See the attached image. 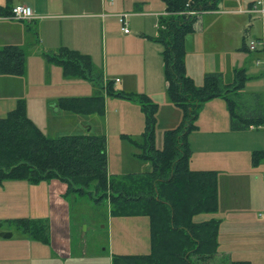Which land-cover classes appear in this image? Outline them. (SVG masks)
<instances>
[{"label":"rangeland","instance_id":"1","mask_svg":"<svg viewBox=\"0 0 264 264\" xmlns=\"http://www.w3.org/2000/svg\"><path fill=\"white\" fill-rule=\"evenodd\" d=\"M250 1L252 0H221L218 4L219 9H238L236 13L227 15L229 24L223 25L226 15L218 17V14H211L205 20V23L210 22V24L205 30L206 34L203 33L202 39L200 31L190 33L198 36L196 41L194 39V46L200 50L199 54L191 55L197 66L191 67L188 73L197 85H203L206 77L205 72L198 68L200 66L205 69L219 66L225 72L227 83H232L235 80V71H232L233 68L230 69L232 64L237 65L235 69L245 68L248 77L244 89L247 90L253 89V87H249L251 80H260L263 76V73L261 74L264 72V54L261 53L263 44L258 43L257 49L261 51H255L257 49H251L247 45L249 46L252 38L262 40L264 17L250 14L247 9H242L247 8ZM95 2L97 3V0H94L92 5L89 3L87 9L96 7ZM133 2L134 0H122V5L125 8L132 7ZM157 2L164 3L163 0ZM81 6L78 4L75 9H71L80 13L84 11ZM83 16L78 19V22L85 23L88 20L87 15ZM108 21L110 24L109 22V25L106 24L107 33L106 31H104V35L102 32L100 33L99 48L92 58L94 73L103 74L105 78L119 75L123 81L122 84L115 87L118 92L123 91L130 76L129 70L133 71L137 86L132 88V91L144 92L149 96L151 95L147 91H152V93L154 91L157 100L152 96L151 98L160 104V108L161 104H168L164 108L163 115L158 114L156 125V145L162 147L165 129L177 126L182 119V110L171 102L165 87L163 44L147 36L146 38H149L150 41H147L146 45L140 46V49L136 51L135 42L132 41L131 44L128 42L129 35L121 28L118 18L110 17ZM250 22H254L253 26ZM59 23H62L65 36L73 22L70 23V19L66 17L58 19L55 22L56 28L59 27ZM250 26L252 32L245 42L243 37ZM32 27L35 33L31 43L28 46H23L26 53V73L19 75V78L23 79L29 88L25 93L28 99H24V101L26 106L28 104L34 117L33 120L38 126L47 134L57 136L58 133H77L88 125L87 128L91 130V133L105 136L109 172L117 179H122L127 173H140L152 169L149 161L150 165L147 166V160L139 157L138 153L142 152V149L135 143V140L144 141L143 133L146 125V114L138 100L128 101L123 97L107 93L102 88L105 95L106 110L104 114L79 113L61 107L59 111H55L51 105L58 102L60 98L94 95L99 84L96 85L92 80L81 76L66 75L62 65L49 61L44 53L53 51L43 49L41 36H38L35 30V22ZM47 27L49 26L47 25ZM129 28L132 30L131 35L136 33L143 36L145 33L156 36L159 32V27L153 20L141 21L132 15L129 16ZM227 33L233 38L234 43L230 44L229 41H226ZM103 36L106 43L105 53L103 51ZM214 40H218L215 45L212 43ZM105 62L108 70L105 69ZM210 62L211 66H209ZM99 81L102 85L103 79L101 78ZM255 84L260 85L261 82ZM244 92L243 99L239 98V101L247 100ZM253 98L255 100L252 102L257 104L256 107H264V95L261 90H258ZM125 102H135L137 107H125L122 105ZM0 104H4V101H0ZM241 104L236 106V110L239 112H242L243 109ZM222 107L226 111L228 110L226 99L223 96L208 99L200 107L199 115L195 121L198 128L191 131L189 136L194 151L192 156L194 167L220 168L219 163L215 164V157H217L215 149L218 143L231 146L234 142L231 130H224L220 118V108ZM127 110L128 112L125 114ZM257 128L256 126L255 129L236 133V141L244 148L245 159L253 160L255 151L264 150V129ZM259 158L264 159V155L260 154ZM223 174L228 176L226 171L220 170L219 184ZM260 179L262 182L264 181V172H261ZM262 182L260 183L264 184ZM49 183L48 180L33 183L23 179H9L3 185L0 184V194L3 193L7 197V200L6 198L3 200L4 203L0 202V264H19L20 261L23 263L26 260L29 262L28 264H113L114 254L146 253L150 250L151 241L147 216L113 214L111 203L108 200L97 202L89 194L73 192L67 196L64 194V196H60L66 201L65 207L64 201H61L56 194L53 195V198L51 197L52 185ZM226 191L228 190L226 189ZM247 193L248 190L245 187H234L230 194L226 192L223 194L221 191V197L223 198L224 195L225 199H228V203L231 204L238 199L240 201L247 200L251 194L245 196ZM254 204L248 207L249 219L246 223L233 219L234 212L231 213L229 223L235 222V225L234 228H231L230 224L227 229V223L223 227L226 235L224 240L220 239L219 251L229 250L224 253L231 259H250L252 264H264V193L261 196V202ZM52 209H55L59 215L63 213L67 219V229L74 247L71 260L67 257H58L49 244L33 238L18 227L16 222V218L28 217L37 218L43 224L49 222L50 225ZM233 209L236 211V208ZM216 212H201L195 216V219L204 220L213 216L217 217ZM219 212L218 215L221 214ZM60 217L62 216L58 218ZM226 222L228 220L225 219ZM2 232H12L13 235L6 238L1 235ZM219 238H221V234H219ZM209 263L229 264V260L218 257L216 254L209 260Z\"/></svg>","mask_w":264,"mask_h":264},{"label":"trees","instance_id":"2","mask_svg":"<svg viewBox=\"0 0 264 264\" xmlns=\"http://www.w3.org/2000/svg\"><path fill=\"white\" fill-rule=\"evenodd\" d=\"M167 14L159 18V32L150 36L163 44L164 75L171 102L182 110L180 123L164 131V144L156 145L160 104L147 93L115 90V81L106 86L94 73L91 55L67 46L44 53L63 66L64 73L81 76L99 84L107 93L138 100L146 114L144 141L135 140L149 159L152 169L127 173L117 179L108 171L107 142L103 135L85 132L51 136L28 115L24 100L0 117V184L9 179L33 183L56 178L68 184L71 192L89 194L97 202L108 200L112 213L122 216L145 215L149 219L151 247L146 253L113 255V264H210L219 251L220 219L196 220L201 212H216L220 207L219 171L193 169L190 133L202 103L216 96L226 99L233 130H243L264 123V107L242 98L247 74L235 69V80L227 83L223 72H208L203 85H197L186 67V37L203 29L202 13L219 9L221 0H163ZM12 5L0 6V15H10ZM26 53L18 45L0 49V72L23 75ZM103 82V81H102ZM256 94V93H255ZM235 96V97H233ZM243 99V98H242ZM242 103V112L236 106ZM61 108L79 113L104 114L105 95L62 97ZM264 150L255 151L254 161ZM63 195V196H64ZM18 227L33 238L50 244L49 222L37 218H16ZM229 264H252L248 259H231Z\"/></svg>","mask_w":264,"mask_h":264},{"label":"crops","instance_id":"3","mask_svg":"<svg viewBox=\"0 0 264 264\" xmlns=\"http://www.w3.org/2000/svg\"><path fill=\"white\" fill-rule=\"evenodd\" d=\"M157 1L159 0H134L132 7L125 8L122 5V0H97V3L95 2L96 7L87 9L88 8L87 5H89V3L90 5H92L94 3V0H0V6H4V7L8 5L14 6L16 4H26L33 9L36 15V17L32 19H16V18L10 17L9 15H0V49L1 47L7 44L18 45L22 48L24 45L28 46L31 43L33 34L35 33L32 27L33 22H35L36 23L35 30L37 32V35L41 36V43L43 44L42 45L43 49H47L49 51H57L61 47L67 46L70 48L78 49L84 53H87L91 55V57L93 58V56H95L99 48L98 41H99L100 33L102 32L103 35H104V31H106L107 33L106 24L107 25L110 24V21H108L110 17H117L119 20L120 13L128 12L130 13L129 16L132 15L133 17H136L140 19L141 21L151 19L158 26L159 18L162 15H166L168 12L166 10L165 2L163 3V2H157ZM256 1L257 0L250 1L249 6L247 8L244 7L242 9L244 10L250 9L253 3ZM78 4L82 5L81 7H83L84 9L83 12L78 13L74 11V9L77 7ZM71 8H74V9L72 10ZM237 10L238 9H216V10L203 12L202 13V21L204 24L203 29L200 32L198 31L200 33V38L202 39L204 34H206L205 30H207V27H209L208 24H210V22L205 23L207 16L211 14H215V15L218 14V17H221V15L224 14L226 16H225V22L223 23V25H227L229 24L228 22L229 18L227 15L234 14L237 12ZM250 14L261 15L264 17V14H260V13L259 14L250 13ZM83 15H87L86 17L88 18V20H86L85 23L78 22L79 18L84 17ZM64 17H66L67 19H70V23L71 21L73 22L72 26H69V32L65 36L63 35L62 23H59L58 28H56L55 26V22H57L58 19H62ZM250 24L251 26H253L254 22H250ZM47 25L49 27H47ZM251 26L247 29L246 35L243 37L245 42H246V39H248V36L252 32ZM131 32L132 30H130L129 32H126L129 35V41L128 40L127 41L130 44L132 43V41L135 42L134 48L136 49V51L140 49V46H144L148 43L147 41H150L149 38H146L147 36L149 37L153 36V35H148L145 33H143L144 34L143 36L136 34V33L131 35ZM111 34H112V31H111ZM263 35H264V28H263ZM196 37L198 36H196L195 34H190V33H188L186 37V49H187L186 67H187L188 73L190 72L191 67L195 68L197 66L196 61H194V58H191V55L193 53H196V55L200 53V50L194 46V39L196 41L197 39ZM262 37H263L262 39L264 40V36ZM225 38H226V41L230 42V44L234 43L233 38L229 36L228 33L226 34ZM204 40L206 41V39ZM209 40H211V38H209ZM217 41L218 40H214V42L212 43L215 45L216 43H218ZM128 42L126 45L127 48H128ZM103 51L104 53L106 52V43H105L104 36H103ZM255 51H261V50L257 49ZM261 53L264 54V45H263V49ZM104 66H105V69L108 70L106 62L104 63ZM209 66H211V62L209 63ZM236 66L237 65L232 64L230 69L233 68L232 71H234ZM198 68L201 69L202 72H205V75L208 72L220 71V72H223L224 77H225V72L222 69H220L219 66L217 65L215 68L209 67V69L208 68L205 69V67H202V66ZM232 71L230 72L232 73ZM128 73L130 75L129 79L127 80V82L125 83L123 87V91H126V92L132 91L133 90L132 88H136L135 86H137V84L135 83L136 76H133V71L131 72L129 70ZM262 73H263V76L261 77L260 80L255 81V79H253L251 80V82H249L250 84L248 83L249 87H253V89L243 90V92L245 91L244 92L245 97L247 98L248 101H250L255 96V93L258 90H261L264 95V72H261V74ZM228 74L230 75V73ZM20 76L16 74H4L0 72V101H4V104H0V117L5 116L10 110L14 109L18 105L20 100L28 99L25 93L28 92L29 88L28 86L25 85L24 80L19 78ZM116 77L120 78L119 75H116L115 77H110V78L104 77L103 86H106L109 80H114ZM122 81L123 79L120 78L119 82H115V87L122 84ZM165 82H166L165 87L167 88L166 78H165ZM256 82H261V84L256 85L255 84ZM98 91H102V89L99 86L96 89L95 94ZM147 92L153 98L156 99L155 97L156 93L154 91L153 93L152 91H147ZM124 99H127V98H124ZM127 100L131 101L132 99H127ZM122 105H125V107H129V108L137 107V104H135V102L134 103L125 102V104L122 103ZM167 105L168 104L166 105L161 104V108L159 110L160 112L158 113L159 115H163L164 108ZM51 106L55 109V111L60 110V107L57 101L55 103H52ZM220 110H221L220 118L222 120V124L224 125V128H225L224 130H227V129L231 130L232 141H234L231 144V146L222 145L221 143H218L217 148L215 149V153L217 155V157H215V164L219 163L221 167L220 168L194 167L192 165L193 158H191V167L193 169H216L219 171L220 170L226 171L228 174V176H225L223 174L222 180L220 181V184H219L220 207L218 211L216 212L217 217H214V216L211 217V218L220 219V224L222 225V231L219 232V234H221V238H219V243H220V239L224 240L225 235H226V233L223 230V227L228 223L227 229H229L230 224H231V228H234L235 222L229 223L231 213L234 212L233 219L242 220L241 222L246 223V221L249 219V216H248L249 205L261 202V196L264 193V184L260 183L262 182L260 179V174L261 172H264V159L259 158L258 160H255V161L254 159L253 160L245 159L244 153H243L244 148L236 141V135H237L236 133L244 132V130H247V129H255L256 126H252V127H249L243 130H233L230 125L231 122H230L229 111L228 110L226 111V109L223 107L220 108ZM27 112H28V115L33 119L34 117L31 113L30 108H28V104H27ZM127 112L128 110L125 111V114ZM87 126L88 125H86L84 129H80V131H78L77 133H73V132L63 133V134L58 133L56 135L82 134L85 132H91V130H89ZM257 127H258L257 129L260 128L263 130L264 123ZM189 139L192 145L191 138ZM146 160H147V166L150 165L149 162L152 165L151 160L149 159H146ZM108 164H109V161H108ZM108 171H109V168H108ZM262 183H264V181ZM49 184L52 185V189L50 192L51 197L53 198V195L56 194V196L60 198L61 201L62 200L64 201L63 203H64V206L66 207V201L62 199L60 196L65 194L67 184L56 178L52 179ZM234 187H237V188L245 187L248 190V193L245 196H248L249 193H251L248 199L247 200L245 199L244 201L243 200L240 201L238 199V200L233 201L230 204L228 203V199H225L224 195H223V198L221 197V191H223V194L224 192H226L227 194H230V192L232 191ZM226 189L228 191H226ZM51 197L50 199L52 200ZM5 198L7 200V197L3 195V193H1L0 200L2 201L0 202L4 203L3 200ZM232 207L236 208V211ZM218 212L221 214L218 215ZM59 216H62V217L58 218ZM225 219L228 220V222L225 223ZM66 223H67V219L65 216H63V213L59 215L55 209L54 210L52 209L51 220H50V244L49 245L54 249V252L56 253L58 257L60 258L67 257V259L71 260V255H72L74 247H73V240L68 232ZM227 251L229 250H223V252L218 251L217 256L226 258L230 261L231 258L227 254L224 253ZM28 263L29 262L26 260L23 263L20 261L19 264H28Z\"/></svg>","mask_w":264,"mask_h":264},{"label":"built area","instance_id":"4","mask_svg":"<svg viewBox=\"0 0 264 264\" xmlns=\"http://www.w3.org/2000/svg\"><path fill=\"white\" fill-rule=\"evenodd\" d=\"M250 13L264 14V0H257L253 3L250 9H248ZM129 14L128 12L119 14V21L121 23L122 29L125 32H129ZM12 18L16 19H32L36 17L33 9L26 4H16L12 7L11 14L9 15ZM261 42L264 45V40L260 38H252L250 39L249 46L251 49H257L258 43ZM115 82H119L120 78L116 77L114 79Z\"/></svg>","mask_w":264,"mask_h":264},{"label":"water","instance_id":"5","mask_svg":"<svg viewBox=\"0 0 264 264\" xmlns=\"http://www.w3.org/2000/svg\"><path fill=\"white\" fill-rule=\"evenodd\" d=\"M1 235L4 237H10V236H12V232H2Z\"/></svg>","mask_w":264,"mask_h":264}]
</instances>
